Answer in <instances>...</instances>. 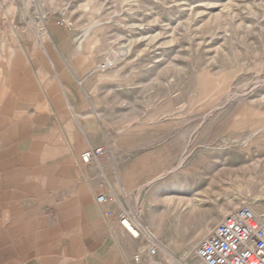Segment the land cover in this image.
Listing matches in <instances>:
<instances>
[{"label": "rangeland", "instance_id": "obj_1", "mask_svg": "<svg viewBox=\"0 0 264 264\" xmlns=\"http://www.w3.org/2000/svg\"><path fill=\"white\" fill-rule=\"evenodd\" d=\"M5 9L17 16L0 17V152L16 160L0 171H22L7 183L43 200L74 170L99 173L96 160H54L86 135L105 147L100 161L126 157L111 167L115 186L135 188L134 213L188 264L241 206L264 221V0H0Z\"/></svg>", "mask_w": 264, "mask_h": 264}, {"label": "crops", "instance_id": "obj_2", "mask_svg": "<svg viewBox=\"0 0 264 264\" xmlns=\"http://www.w3.org/2000/svg\"><path fill=\"white\" fill-rule=\"evenodd\" d=\"M16 16L7 9L0 13V17ZM92 142L86 135L74 145L65 141L54 160L69 163L80 159L83 163L81 154L94 146ZM12 156L7 158L1 150L0 162L15 161ZM124 160L122 154L113 153L101 161L98 158L99 173L74 170L76 176H64L62 185L43 200L24 196L17 185L2 178L21 177L19 168L0 171V264H188L182 253L164 244L152 253L153 246L144 234L135 236L109 213L119 207L116 201H98V195L109 194L133 207L129 196L135 194V188L128 192L124 187V197L120 185L121 197L111 174L113 163ZM68 172L71 174H64ZM91 181L97 187L89 185ZM95 188L100 190L96 197ZM193 264L203 262L198 257Z\"/></svg>", "mask_w": 264, "mask_h": 264}, {"label": "built area", "instance_id": "obj_3", "mask_svg": "<svg viewBox=\"0 0 264 264\" xmlns=\"http://www.w3.org/2000/svg\"><path fill=\"white\" fill-rule=\"evenodd\" d=\"M106 63L103 67H106ZM106 151L104 146H92L81 154L83 163L97 160ZM122 193L126 197L125 188ZM100 203L116 201L119 207L109 213L116 217L131 233L132 228L139 230L135 236L144 234L153 247L152 253L162 247V243L144 227L131 207L121 203L109 194L97 197ZM203 264H264V221L249 205H243L227 215L207 235L196 250ZM138 257V256H137Z\"/></svg>", "mask_w": 264, "mask_h": 264}, {"label": "bare ground", "instance_id": "obj_4", "mask_svg": "<svg viewBox=\"0 0 264 264\" xmlns=\"http://www.w3.org/2000/svg\"><path fill=\"white\" fill-rule=\"evenodd\" d=\"M131 230H132V231H133V233H135V234H137V233L139 232V230H138V229H136V228H132ZM203 234H204V233H203V232H201L200 234H198V236H201V235H203ZM198 236H197V237H198ZM206 237H207V236H206ZM206 237H205V238H206ZM205 238H204V239H205Z\"/></svg>", "mask_w": 264, "mask_h": 264}]
</instances>
